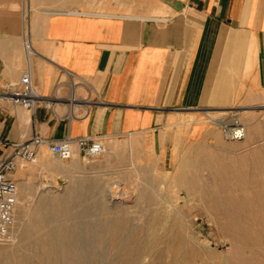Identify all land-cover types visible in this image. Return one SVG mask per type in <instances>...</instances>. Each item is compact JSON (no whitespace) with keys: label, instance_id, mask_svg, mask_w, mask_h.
I'll list each match as a JSON object with an SVG mask.
<instances>
[{"label":"crops","instance_id":"crops-1","mask_svg":"<svg viewBox=\"0 0 264 264\" xmlns=\"http://www.w3.org/2000/svg\"><path fill=\"white\" fill-rule=\"evenodd\" d=\"M27 70L42 95L81 76L105 104L67 117L64 106L30 113L0 103V156L34 131L54 140L145 134L165 150L172 119L263 101L264 0H0V87ZM54 159L61 166L45 173L58 184L103 165ZM25 174L11 175L17 187Z\"/></svg>","mask_w":264,"mask_h":264},{"label":"rangeland","instance_id":"rangeland-1","mask_svg":"<svg viewBox=\"0 0 264 264\" xmlns=\"http://www.w3.org/2000/svg\"><path fill=\"white\" fill-rule=\"evenodd\" d=\"M260 97L258 104L209 110L218 121L237 115L246 128L238 141L226 139L203 113L187 114L171 120L168 149L154 146L145 134L106 138L98 157L102 167L61 184L45 173L46 166L59 168L61 162L43 152L38 163L22 168L26 174L18 184L15 236L0 243V264H128V245L133 250L147 245L149 251L130 264H148L155 246L170 239L175 246L180 237L186 245L197 239L226 251L201 186L214 187V167L222 163L225 172L235 168L242 175L255 167L259 176L264 174V92Z\"/></svg>","mask_w":264,"mask_h":264},{"label":"built area","instance_id":"built-area-1","mask_svg":"<svg viewBox=\"0 0 264 264\" xmlns=\"http://www.w3.org/2000/svg\"><path fill=\"white\" fill-rule=\"evenodd\" d=\"M25 46L29 48L28 40ZM67 85V96L59 95V88ZM0 103H8L33 113L35 108L54 109L58 106L66 108L67 117L84 116L91 105H103V99L94 92L91 83L84 77L69 75L67 81L58 82L52 95L40 94L34 87L29 70L19 80L5 83L0 87ZM211 109H203L202 113L208 122L220 127L228 140H241L246 135L245 125L237 115L230 116V121H218L208 116ZM43 151L66 161L78 155L84 162H89L104 153L103 142L90 135L71 137L69 134L61 139H44L34 131L26 140L11 144L10 151L0 156V243L14 240L15 216L18 199V187L11 175L15 170L38 163Z\"/></svg>","mask_w":264,"mask_h":264},{"label":"bare ground","instance_id":"bare-ground-1","mask_svg":"<svg viewBox=\"0 0 264 264\" xmlns=\"http://www.w3.org/2000/svg\"><path fill=\"white\" fill-rule=\"evenodd\" d=\"M222 164L214 167V187L209 189L203 184L205 187L201 186L200 192L212 214L213 229L227 250L217 251L197 239H193L196 242L193 245H186V240L180 237L175 246L174 239L164 246H155L153 258L148 259V264H264V174L259 176V169L255 167L252 173L246 171L242 175L235 168H228L225 172L223 166L226 164ZM122 229H119L120 235ZM57 235H53L55 241ZM64 247L71 246L64 244ZM133 249V245H128L124 251L125 259L130 260L128 264L135 260L134 257L149 251L147 245ZM66 263L74 264L73 260H66Z\"/></svg>","mask_w":264,"mask_h":264}]
</instances>
